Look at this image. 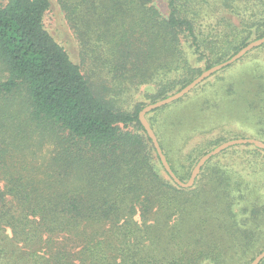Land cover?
Masks as SVG:
<instances>
[{"label": "trees", "instance_id": "trees-1", "mask_svg": "<svg viewBox=\"0 0 264 264\" xmlns=\"http://www.w3.org/2000/svg\"><path fill=\"white\" fill-rule=\"evenodd\" d=\"M155 1L56 0L83 46L106 50V65L112 58L127 59L130 33L146 48L168 46L176 66L187 73L179 89L244 46L248 36L242 34L252 27L264 34V0H252L237 13L238 25L230 17L218 19L236 36L215 26L217 37L207 41L206 56L204 28L215 10L209 0H165L164 13ZM235 2L245 0H212V5L232 13L241 9ZM51 7L52 0L0 2V58L8 73L0 80V96L24 90L32 122L13 125L10 133L0 130V264H249L264 249V149L249 143L227 147L205 162L191 187L179 186L138 119L143 106L119 109L91 87L45 26ZM180 34L192 52L179 50ZM190 53L204 57L203 68L192 66ZM145 62L138 58L137 68ZM247 69L239 79L246 90L232 78L219 87L222 95L207 103V116L174 121L170 131L188 136H175L179 146L168 131L158 134L159 126L147 117L160 107L146 114L181 180L199 156L225 140L264 141V67ZM209 77L192 89L202 86L196 95L214 86ZM165 96L167 91L147 98ZM189 99L188 92L175 101L187 107ZM226 121L251 132L225 127ZM206 132L209 138L201 134ZM35 137L41 145L44 138L53 140L55 153L46 162L37 163Z\"/></svg>", "mask_w": 264, "mask_h": 264}, {"label": "rangeland", "instance_id": "rangeland-1", "mask_svg": "<svg viewBox=\"0 0 264 264\" xmlns=\"http://www.w3.org/2000/svg\"><path fill=\"white\" fill-rule=\"evenodd\" d=\"M6 1L7 0H0L1 3H5ZM155 2L157 3V8L159 9V11L164 13L165 0H156ZM251 4L252 0H245L244 4L235 2V6H241V9L232 13H227L226 9H217L216 6L212 5V0H209V6H211L215 10H213L212 17L208 20V22L206 21L208 24L211 23L210 26L206 25V27L204 28L206 39L204 40L205 42L201 45V50L206 56L209 55V51L206 46L207 41H210V39L213 41V39H216L215 37H217L214 33V27L216 26V29L219 30H226L225 33L229 34V38L232 36L235 37L236 35L232 33V30H230L227 25L225 26L224 22L230 17V23L238 25L240 22V17L239 15H237V13H239V11L243 8H250ZM188 7L190 8L193 6H190V3H188ZM222 17L224 20L223 24H217L219 21L218 19H221ZM44 21L47 29L56 38V40L65 47L73 61H75L82 67V70L87 77V80L89 81L91 87L96 92L100 93L102 97L111 102L112 105L118 107L119 109L133 112L139 105H142L144 107L145 105L151 103L147 98V95H149L150 93L157 94L162 91H167V96L171 95L179 90V81H181L184 77H187V73H185L184 69H182L180 65L176 66L177 57H174L167 50L168 46L162 45L160 47L158 46L157 48L148 46L146 48L140 43V40H138L137 36L136 39L134 37H131L133 33H130L129 40L125 43V47H128L127 49L129 51V54H127V59L119 60L112 58V64L106 65V63L104 62L105 58L109 57L107 54H104L106 50L96 51L93 48L92 50H87L83 46L80 38L77 35H74L72 28L70 27L63 11L61 10L56 0H52V7L50 11L45 15ZM260 34H262L260 31H254V27H252V31H250L249 34L247 32L243 33L242 37L248 36L247 43H249L250 41L264 35ZM258 35L260 36L257 37ZM170 39L172 41H176L175 37H171ZM177 39L180 42L179 50L181 48H186L189 52H192V48L187 47L188 43L184 42L186 41V37L180 34ZM134 43L137 44V48L133 51L131 49V45ZM91 45L94 46L93 44ZM141 47H144L146 49L144 54ZM138 58H143L146 61L145 63L147 64L144 68L141 67V70L137 68ZM203 60L204 57H200L198 53H190L189 62L192 63V66H194L195 68H203ZM255 66L264 67V44L251 49L244 57L235 61L230 66L221 69L217 74L209 77L208 81H210L211 83L215 82V84L213 87H211L212 85H207V89L204 93L196 95V92H199L202 86L190 91L189 94H191V99H189V101L187 102V107H184V103L182 102L174 101L160 107L154 112H150L147 117L151 121L155 122L157 126H159V130H157L158 134L163 133V131H168V135L171 136L176 142L173 146H179L181 143L176 140L175 136H177L180 140L181 136L185 137V133H176L170 131L174 125V121L184 118L192 119L193 117L200 119L204 116H207L209 114V106L206 107L207 103L210 100L218 97L219 95H222V92L219 93V87L223 84H226L228 80L232 78L236 79L237 87L239 89L246 90V87L248 85L239 79L243 78L242 76L244 73H247V68L254 69ZM7 74L8 73L6 66L0 58V80H4L7 77ZM132 74L137 78L134 79L129 77ZM204 83H206V81ZM159 99H156L155 101ZM29 109V100L27 98L26 92L22 89H18L15 92L5 96H0V130L10 133L12 129L10 127H12L13 125H24L27 123H32L28 116ZM184 115H187V117H184ZM230 126L237 129V131H243L245 133L251 132L249 127L242 125L240 122L232 121V123H228L226 121L225 127L231 128ZM1 133L2 132L0 131V136H2ZM201 134H207V136L211 135L210 132ZM187 137H185V139H187ZM209 137L210 136H208V138ZM245 137H253L263 141L262 139L254 136ZM44 139L45 140L43 141V145H41V142H39L41 139L38 140V137H35L34 139L35 143H39L36 144L34 148L32 147L33 153H36L38 157L37 163L46 162L55 153L53 140H47L46 138ZM193 139H196V134L191 136V138L188 140V143ZM204 139H207V137ZM12 149L13 148L10 147L8 151L10 154L12 152ZM188 149L189 148L187 147L184 150V153ZM241 154L246 159L251 158L248 153ZM203 176L199 181L200 186L203 183ZM3 182V177H0V185H2Z\"/></svg>", "mask_w": 264, "mask_h": 264}, {"label": "water", "instance_id": "water-1", "mask_svg": "<svg viewBox=\"0 0 264 264\" xmlns=\"http://www.w3.org/2000/svg\"><path fill=\"white\" fill-rule=\"evenodd\" d=\"M263 43H264V35L255 40L250 41L245 46L241 47L236 53L231 55L228 59L203 70L198 76H196L194 79H192L189 83H187L185 86L180 88L178 91L164 98H161L157 101L151 102L139 110L138 119L140 123L142 124L143 128L145 129L147 135L151 139V142L157 152V155L161 161L162 166L167 171L169 176L173 179V181L179 186L185 187V188L191 187L194 184L195 179L197 175L200 173L201 167L205 164V162L210 157L221 152L223 149L230 147L232 145L246 144V143L253 144L254 146L258 148L264 149V142L257 138H253V137H240V138H233V139L226 140L218 144L211 150L207 151L203 155H201L199 159L197 160L196 164L193 166L188 179L186 181H183L172 170L164 152L162 151L157 135L155 134L154 130L150 126L148 119L146 118V114L155 108H159L163 105L169 104L172 101H175L179 99L180 97L184 96L185 94L190 92L196 85L201 83L205 78L209 77L212 73L227 66L228 64L233 63L234 61L242 57L245 53H247L254 47L260 46ZM263 258H264V249L261 250L257 255H255L254 258L249 262V264H258Z\"/></svg>", "mask_w": 264, "mask_h": 264}]
</instances>
